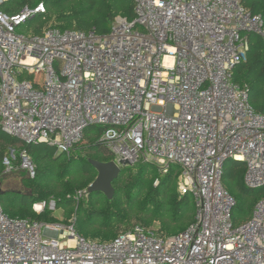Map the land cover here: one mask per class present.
<instances>
[{"label": "built area", "instance_id": "1", "mask_svg": "<svg viewBox=\"0 0 264 264\" xmlns=\"http://www.w3.org/2000/svg\"><path fill=\"white\" fill-rule=\"evenodd\" d=\"M244 1L133 0L135 20L116 18L101 36L59 28L25 36L18 27L44 4L0 10L2 129L71 154L88 126H105L101 139L117 163L143 161L162 174L180 166L178 189L196 207L195 222L177 235L136 226L101 243L80 235L74 219L11 217L0 199V264H264V198L235 224L223 183L233 158L245 162L248 188L264 186V114L232 73L248 57L246 34L264 38V19ZM17 161L36 175L30 155L16 148L5 171ZM48 204L32 207L42 213Z\"/></svg>", "mask_w": 264, "mask_h": 264}, {"label": "trees", "instance_id": "2", "mask_svg": "<svg viewBox=\"0 0 264 264\" xmlns=\"http://www.w3.org/2000/svg\"><path fill=\"white\" fill-rule=\"evenodd\" d=\"M40 3L44 13H36L18 27L25 36L42 35L51 28L72 29L97 35H106L116 18L134 21L133 0H0V10L8 15L20 13L26 7ZM245 7L264 19V0H245ZM248 57L237 64L233 79L247 89L255 110L264 114V38L247 33ZM21 79H33L22 72ZM105 126L90 125L85 129V145L78 143L71 154L59 153L46 142L27 144L8 134L0 126V175L5 171L4 157L10 148L26 150L36 165V175L23 181L25 191H7L0 187V199L4 212L11 217L31 218L53 222L51 210L34 211L32 205L39 201L55 200L56 207L64 210L67 222L73 218L76 231L86 239L106 243L136 226L153 229L162 237H170L184 231L196 220V207L191 194L181 193L178 180L181 167L171 165L166 173H160L153 164L141 162L122 166L114 181L112 199L101 192H88L89 185L97 177V170L90 159L109 162L115 159L101 139ZM80 145V146H79ZM88 146L86 159L73 153L74 149ZM81 148V149H83ZM245 162L228 159L224 164L223 183L234 197L233 221L241 224L251 218L259 200L264 198V186L248 188L244 182ZM158 183L155 184V181ZM86 188L88 202L78 198V192Z\"/></svg>", "mask_w": 264, "mask_h": 264}, {"label": "rangeland", "instance_id": "3", "mask_svg": "<svg viewBox=\"0 0 264 264\" xmlns=\"http://www.w3.org/2000/svg\"><path fill=\"white\" fill-rule=\"evenodd\" d=\"M87 139L88 138L85 137V139H83V141H82V143L80 145H85L86 142H87ZM81 148H83V147H81ZM81 148L78 149V146H77L74 149L73 153L76 154V155H79V156L82 155L86 159H88L90 157V155L85 153V152H87L86 150H87L88 146L85 149L84 148L81 149ZM59 153H61V152H59ZM141 162H143V161H138V162H136L134 164H131V166L137 165V164H139ZM23 174H27V172L20 167V162L17 161L15 163V166H14L13 169H11L10 171H4L0 175V183L2 181H4L6 178H11V177L19 178V180H20V179H22L21 177H23ZM27 176H28V174H27ZM9 180L10 179H6L8 185L6 184V186L5 187H1V189L7 190V191L8 190L9 191H19V192L20 191H25L24 187H21V188L20 187H14V186H12V184H9V182H8ZM87 191H86V188H84V189L79 190V192H78V198L80 200H83L85 204L88 202V195L86 193ZM54 201L55 200H52V199L47 201L49 203L48 204V209L51 210V217L54 219L53 222H59V223L61 222V223H64V224H69L70 222H67L65 220L64 216H63L64 210L62 208H60V207H56V203H54ZM70 220H71V218L69 219V221Z\"/></svg>", "mask_w": 264, "mask_h": 264}, {"label": "water", "instance_id": "4", "mask_svg": "<svg viewBox=\"0 0 264 264\" xmlns=\"http://www.w3.org/2000/svg\"><path fill=\"white\" fill-rule=\"evenodd\" d=\"M89 162L97 170V177L89 185L88 192H101L107 198L112 199L115 194L114 181L119 176L122 166L131 165L128 160H121L118 163L115 160L102 162L90 159Z\"/></svg>", "mask_w": 264, "mask_h": 264}, {"label": "crops", "instance_id": "5", "mask_svg": "<svg viewBox=\"0 0 264 264\" xmlns=\"http://www.w3.org/2000/svg\"><path fill=\"white\" fill-rule=\"evenodd\" d=\"M26 177H28L27 174H23V177H21L22 179H20V180H19V178H15V177L6 178V179H10L8 182H9V184H12V186L21 188V187H26L24 184V181H23ZM6 179L0 183V187H5L6 184L8 185ZM22 192H24V191H22Z\"/></svg>", "mask_w": 264, "mask_h": 264}]
</instances>
